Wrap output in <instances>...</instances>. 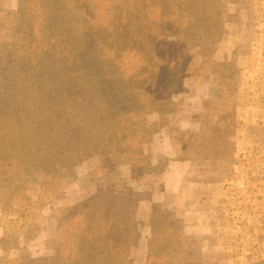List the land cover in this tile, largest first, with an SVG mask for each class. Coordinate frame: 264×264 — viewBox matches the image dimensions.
Here are the masks:
<instances>
[{"label":"rangeland","instance_id":"obj_1","mask_svg":"<svg viewBox=\"0 0 264 264\" xmlns=\"http://www.w3.org/2000/svg\"><path fill=\"white\" fill-rule=\"evenodd\" d=\"M64 1L82 14L60 13L65 48L30 30L37 0H0L21 8L0 13V264H264V0L173 8L165 37L186 41H164L154 92L136 49L107 52L119 83L147 84L121 97L91 47L118 0ZM159 1H144L152 20Z\"/></svg>","mask_w":264,"mask_h":264},{"label":"trees","instance_id":"obj_2","mask_svg":"<svg viewBox=\"0 0 264 264\" xmlns=\"http://www.w3.org/2000/svg\"><path fill=\"white\" fill-rule=\"evenodd\" d=\"M145 0H118L114 1L112 3V6L109 8L112 12V20L108 23V28L112 29V31H109L108 29H105L104 34L105 36L102 38V41L100 37H95L94 42L91 44V47L94 48H100L102 57L100 60L108 59L107 61H102L101 65L98 66L97 71L100 72L102 77L107 80V82L111 85H114L120 94V97L123 96V90L126 87H133L135 91H140V94H142L143 91L147 90L144 88V85L147 84H140V80L142 79H148L151 82L150 90L154 92L155 90H160L163 88L164 83V77L165 76V69L161 68L163 63H165L167 60L164 59V56L162 55L164 50L162 46L165 44L164 49L166 51L165 56L168 55V48L167 45L169 43H180L182 41H186L185 39H178L174 42H169V40L166 39L165 35L167 34L168 24L171 17L175 16L173 8L175 10L179 11V13L185 17L186 14H191L190 10L194 8V11L196 13L198 12V18L202 17V9L205 8L203 2L198 0V4H195V6H190L189 3H191V0H160L158 4L159 14L157 20H152L149 12L146 8V3H144ZM175 3H172V2ZM194 3V2H193ZM37 9V16H25V19L27 21V24H29L30 30L36 29V26H39V30L42 31V28H49L47 30V33L57 34L56 32H63V41H64V48L68 44L67 38L69 37V33L73 30L71 25L68 24L67 26L61 28L58 25V20H61L63 18H66L65 16L61 15L60 13L66 12L70 14V12L67 11L71 10L72 16H76V12L72 11V8L70 9V2L64 1V0H58L55 2V0H37L36 4ZM202 5V7L199 8V6ZM73 10H77L75 7H73ZM8 13V14H17L21 16V8H18L16 11L12 12V10H6L5 7L0 5V13ZM41 12V14L39 13ZM80 15H82L80 12H78ZM77 14V15H79ZM193 14V13H192ZM61 15V16H60ZM63 17V18H62ZM172 17V18H173ZM174 20V19H173ZM217 28H213L211 32L210 37V44H211V50L215 49V45L218 39L215 36L216 32L220 31V28L222 27L224 21L222 20V17H216ZM38 23V24H37ZM203 23V21L200 23V25ZM181 25H183L181 23ZM71 27V28H70ZM202 27V26H201ZM159 29L161 30V34L163 33L162 38H159ZM181 30V31H180ZM184 28H179V33L182 34V37L186 36L184 34ZM20 29H17L16 33H20ZM194 31V30H192ZM185 38V37H184ZM164 41H167L168 44H166ZM102 42V43H101ZM183 43V42H182ZM186 43V42H184ZM214 43V44H213ZM100 45V47H98ZM203 46L202 42H200L199 47L201 48ZM103 48L107 50L103 54ZM131 49H136V52L139 56L138 61L142 62V66L138 71H141L143 67H147L149 69V72L147 74H141V76H147L142 77V79H137L132 77L131 78V84L126 85L123 83H119V81L116 80L117 76L114 77L113 70L116 67V64L114 63V59L107 57L106 53L110 50H113V52L118 55L119 57L123 56L124 53L128 52ZM48 49H46L47 52ZM65 52V50H62ZM22 50L20 51V54L15 59L17 62H19L22 56ZM64 53H62L63 55ZM53 55V54H52ZM67 57L68 59H71V67L72 71L75 73L79 70L83 71V65L81 62V59H83L80 54V50L77 47H71L67 51ZM140 55L143 56V58H140ZM24 58V57H22ZM32 58V57H31ZM35 58V57H34ZM53 58V57H51ZM110 58V59H109ZM97 60V59H96ZM225 66H232L234 65L231 61H228L227 63H223ZM45 66L44 64H40V67L42 68ZM66 71V68L64 67V72ZM136 71V72H138ZM106 73V74H105ZM85 78H91L89 74L85 76ZM227 86L229 84L227 83ZM137 95V94H136ZM154 100V97H153ZM156 101V100H155ZM236 124H233V129L230 130V132H235ZM264 132V131H263ZM232 149H235V145H233ZM3 181V180H2ZM5 182H2L1 185H3ZM8 186L2 188V191L10 187L11 184H7Z\"/></svg>","mask_w":264,"mask_h":264}]
</instances>
